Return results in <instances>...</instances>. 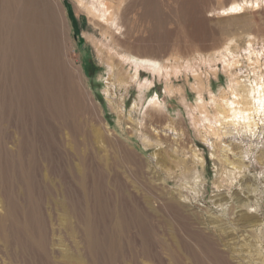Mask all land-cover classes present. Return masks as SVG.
<instances>
[{
	"label": "rangeland",
	"instance_id": "374dc122",
	"mask_svg": "<svg viewBox=\"0 0 264 264\" xmlns=\"http://www.w3.org/2000/svg\"><path fill=\"white\" fill-rule=\"evenodd\" d=\"M59 1L51 21L44 0H0V264H154V254L166 264H264V114L247 128L224 116L208 124L197 108L201 98L215 118L210 95L227 90L229 72L246 89L262 73L264 90V0ZM130 2L116 28L130 41L126 50L87 8L115 29V18L102 16L106 7ZM228 62L235 64L225 68ZM114 71L123 72L122 82L112 81ZM194 74L204 83L200 92ZM154 97L162 108L156 120L147 109ZM207 124L219 125V137ZM119 154L125 165L113 161ZM77 161L81 181L70 170ZM43 180L70 205L85 199L90 240L71 233L62 208L30 203L46 192ZM18 197L26 199L23 208ZM241 203L253 214L249 221L235 209ZM242 221L256 225L242 228ZM42 228L53 263L40 254ZM180 243L190 253L176 251Z\"/></svg>",
	"mask_w": 264,
	"mask_h": 264
},
{
	"label": "bare ground",
	"instance_id": "6f19581e",
	"mask_svg": "<svg viewBox=\"0 0 264 264\" xmlns=\"http://www.w3.org/2000/svg\"><path fill=\"white\" fill-rule=\"evenodd\" d=\"M45 2H46V5H47V7H48V9H47V15L49 16V18H50V20L51 19H54V18H52L53 16H51V12H52V10L54 9V10H57V11H60V13H61V10H62V5H61V3H60V1L59 0H44ZM97 2H98V4L101 6V3L98 1V0H96ZM126 0H121V2L122 3H124ZM79 4H82V3H79ZM83 5V4H82ZM110 7H111V9L110 8H108V7H106V9H105V12H106V14L105 15H102L103 16V18H105V19H113V17L115 18V19H113V25L115 26V29H112V28H110L109 26H106V24L105 25H103V24H101V22L100 21H98V20H96V17H98L99 15H100V13H99V11L98 10H95L92 6H90V7H88L87 8V10H88V13H89V15L91 16V19H93L94 20V22H95V24H97L98 26H100V28L103 30V32L105 33V35H107V36H109V37H111L112 38V40H113V42H115V44H117L118 46H120V47H124L126 50H131V45H130V41H129V39H128V37H126V38H122V37H120L118 34V32H117V30H116V28L117 27H119V26H123V24L126 22V16L132 11V7H133V3L132 2H130L129 4H127V6L126 7H123V8H119V6H113V5H110ZM138 12V11H137ZM137 12H135V14L134 15H136V13ZM138 16H139V18H142V13H140V12H138ZM52 21V20H51ZM49 23H52L51 25H53V22H49ZM55 23V22H54ZM121 26V27H122ZM131 27H133V26H130V28ZM54 31V30H53ZM126 31V30H125ZM56 32V31H55ZM31 33H32V31H31ZM30 33V34H31ZM126 33V32H125ZM24 34V33H23ZM51 34V33H50ZM59 34V33H58ZM28 35V34H27ZM49 35V34H48ZM53 35V34H52ZM128 36V35H127ZM29 37V36H28ZM59 38V37H58ZM22 40H23V37H22ZM133 41V40H132ZM25 42V41H24ZM152 44V43H151ZM147 46V45H146ZM67 47V46H66ZM68 49V48H67ZM235 63H226L225 65H226V67L225 68H229V66H231V65H234ZM111 66H113V64L111 65ZM110 66V67H111ZM61 69V68H60ZM77 71V70H76ZM78 72V71H77ZM115 72V73H114ZM113 72V76H112V74H111V76H112V78H113V82L115 81H118L119 83L120 82H122L123 81V79H122V75L121 74H123V72L122 73H119V72H116V71H114ZM228 74H230L229 76H231V75H233L232 77H229V86H228V88H227V90L226 89H224L223 91H221L220 93H219V95L218 96H211L210 95V97H211V108L213 109V112L215 113V118L213 119V118H211V116H210V112H209V110H208V104H206L205 102H204V100H202L201 98L199 99V101L197 102V108L199 109V111H200V113H201V118L203 119V120H205L208 124L210 123H215L216 121L217 122H219L218 121V117H222V116H224L225 118H227V119H230V123H234L235 124V122H241V123H243L244 125H246V127L248 128V126L249 127H253V126H257L258 124H259V120H261L260 119V116L261 115H263L264 114V97H263V93H264V90H263V88H262V83H261V74L262 73H260V74H258V75H254V77H255V79H254V81H253V83H251L250 84V89H246V87L244 86V84H243V81H241V80H239V78H238V76H237V74L236 73H234V72H229ZM257 74V73H256ZM76 75V74H75ZM195 75V78H196V86H194V88H196L199 92L203 89V86H204V83H203V81L201 80V78H200V76L199 75H197V74H194ZM128 76V75H127ZM253 77V78H254ZM129 79L131 80V81H135L136 80V74H133L132 76H129ZM66 80V79H65ZM64 80V81H65ZM65 82H69V81H65ZM146 83V82H145ZM151 83V82H150ZM245 83V82H244ZM69 84V83H68ZM70 84H72V83H70ZM69 84V85H70ZM66 85V84H65ZM248 85V84H247ZM246 85V86H247ZM69 87V86H68ZM248 88H249V86H247ZM72 92H73V90H72ZM69 93H71L70 91H69ZM72 95V94H71ZM70 95V96H71ZM73 96H74V93H73ZM72 96V97H73ZM79 104V103H78ZM75 105H76V103H75ZM74 105V106H75ZM73 106V107H74ZM81 106V105H80ZM75 108H77L76 106H75ZM74 108V109H75ZM80 108V107H79ZM72 109V108H71ZM147 109H150V110H152L153 111V115H155V120H156V114L155 113H157V112H161L162 111V108H161V105H160V103H159V101H158V98H156V97H154V98H152L151 100H150V103H149V106H148V108ZM76 110V109H75ZM81 110V109H80ZM84 111V110H83ZM149 112V111H148ZM151 112V111H150ZM150 114V113H149ZM152 114H150V115H152ZM212 114V113H211ZM95 115V114H94ZM256 116H258V118H257V120L255 119V117ZM73 117H75V116H73ZM87 117H89V116H87ZM224 117H222V118H224ZM221 119V118H220ZM208 120V121H207ZM221 121H223L222 119H221ZM226 121V120H225ZM236 123V124H237ZM197 124V123H196ZM207 124V125H208ZM219 124H220V122H219ZM228 124V123H227ZM83 125V124H82ZM103 125V124H102ZM239 125H240V123H239ZM168 126V125H167ZM209 126V128H210V130L209 131H211L210 133L211 134H213L214 136H218L219 137V135H220V127H219V125H216V127H213V126H211V125H208ZM218 126V127H217ZM235 126V125H234ZM103 127H105V126H103ZM251 129V128H250ZM156 130V129H155ZM26 138V137H25ZM218 140V139H217ZM216 140V141H217ZM18 142V141H17ZM22 142H25L24 140L22 141ZM68 143V142H67ZM211 143H212V141H211ZM150 144V143H149ZM215 144H216V142H215ZM215 144L214 143H212L211 145L213 146H215ZM25 146V145H24ZM66 146V148H68L67 147V145H65ZM15 147V146H14ZM215 148H216V146H215ZM218 148V147H217ZM30 149V148H29ZM28 149V150H29ZM31 150V149H30ZM67 150H69V153L71 154V155H73L74 156V158L75 159H77V160H80L79 159V157H78V153L76 152V150H75V148H73L72 146H70L69 145V148L67 149ZM71 151V152H70ZM19 152V151H18ZM26 152V151H25ZM14 153V152H13ZM77 153V154H76ZM114 153V152H113ZM17 155V154H16ZM22 155V154H21ZM32 155H33V152H32ZM31 155V156H32ZM196 155V154H195ZM263 155V154H262ZM23 156V155H22ZM28 156V155H27ZM67 156H69L68 154H67ZM18 157V156H17ZM20 157V156H19ZM81 157H83L82 155H81ZM80 157V158H81ZM33 158V157H32ZM121 158H123V157H121L120 156V154L119 155H117V157H114V162L115 163H118V164H120V163H122V164H126V157L125 158H123L124 160L123 161H119L118 159H121ZM198 158V157H197ZM229 158V157H228ZM262 158H263V156H262ZM19 159V158H18ZM22 159H24V158H22ZM38 159H39V157H38ZM29 161V160H28ZM76 161V160H75ZM74 161V162H75ZM35 162H37V160L35 161ZM73 162V161H72ZM78 162V164L76 165V166H71V168H70V170H71V172L75 175V177H77L76 179H78V181H81L80 179L82 178V177H84V176H82V163L81 164H79V161H77ZM262 162V161H261ZM29 163V162H28ZM76 163V162H75ZM84 163V162H83ZM129 163V162H128ZM72 164V163H71ZM31 165V164H30ZM81 165V166H80ZM85 165V164H84ZM27 166V165H26ZM29 166V165H28ZM28 166H27V168H28ZM31 167V166H30ZM35 167V166H34ZM39 167H37V169H38ZM88 168V167H87ZM35 169V168H34ZM39 170V169H38ZM33 171V170H32ZM35 171V170H34ZM84 171V170H83ZM28 172V171H27ZM113 174V173H112ZM111 174V175H112ZM231 174V173H230ZM31 175V174H30ZM34 175H35V172H34ZM26 177H28L27 175H25ZM30 178V177H29ZM33 178V177H32ZM34 178H36V176H34ZM39 178V177H38ZM22 179V178H21ZM26 179V178H25ZM28 179V178H27ZM41 179V178H40ZM63 178H61L60 180H62ZM88 179V178H87ZM90 179V178H89ZM115 180H116V182H120V179L119 178H114ZM18 180V179H17ZM16 180V181H17ZM20 180V179H19ZM23 180V179H22ZM21 180V181H22ZM30 180V179H29ZM101 180V179H100ZM111 180H113V178L111 177ZM20 181V183L22 184V182ZM26 181V183L28 182V180H25ZM38 181V180H37ZM63 181V180H62ZM89 181V180H88ZM110 181V180H109ZM108 181V182H109ZM40 183H42L41 181H39ZM57 182V181H56ZM86 182V181H85ZM122 182V181H121ZM120 182V183H121ZM33 183V182H32ZM37 183V182H36ZM59 183V182H58ZM65 183V182H64ZM64 183L62 184L63 185V187H64V190L66 191V187L64 186ZM88 183V182H87ZM18 184V183H17ZM28 184V183H27ZM34 184V183H33ZM67 184V183H66ZM86 184V183H85ZM84 184V185H85ZM96 184V183H95ZM29 185V184H28ZM42 185V188H43V190H45L46 189V192H44V194L42 195V196H39V194L37 195V197L36 198H34V200L32 199V201L30 202V203H32L33 201H37L38 200V205L36 206L35 204H33L34 206H36L35 207V209L38 207V209H40L39 207H41L42 206V208H44V204H46V203H49L51 206H53V207H57V208H62L63 210H64V212L66 213V216L68 217L67 218V223H68V225H69V227L68 228H70V231H71V233H75V234H78V237H80V240H84V242H85V238L87 237V238H89L90 237V233H91V230H92V227H94V225L92 226V225H89V224H87V221H88V219H87V214L84 216L83 214H82V210H84L83 209V206H84V202L86 203V201H85V199H82V197H79L78 196V198L77 197H75L76 198V200H75V202H74V204H72V205H70L71 203H70V201H67L66 200V197H65V199L63 198V197H60L59 195H54L56 192L57 193H59V192H61V189H60V187L58 188L57 187V185L56 184H53V182L52 181H49V180H47V182H45V180H43V183L41 184ZM83 185V186H84ZM87 185V184H86ZM16 186V185H15ZM19 186V185H18ZM22 186V185H21ZM27 186V185H26ZM34 186V185H33ZM32 186V187H33ZM38 186V185H37ZM59 186H61V185H59ZM7 187V186H6ZM110 187V186H109ZM11 188H12V186H11ZM19 187H17V189H18ZM35 188V187H34ZM57 188V189H56ZM87 188V187H86ZM115 188V187H114ZM10 189V188H9ZM20 189H22V187H20ZM23 189H24V187H23ZM27 189V188H26ZM28 189H29V187H28ZM98 189V188H97ZM105 189V188H104ZM11 190V189H10ZM14 190V189H13ZM82 190H84V188H82ZM5 191H6V189H5ZM5 191H4V193H5ZM18 191V190H17ZM37 191V190H36ZM40 191V190H39ZM42 191V190H41ZM40 191V192H41ZM63 191V190H62ZM110 191V190H109ZM26 192H29L28 190H26ZM30 192H32V191H30ZM29 192V193H30ZM67 192V191H66ZM82 192H84V191H82ZM21 193V192H20ZM39 193V192H38ZM95 193H97V192H95ZM109 193V192H108ZM114 193V192H113ZM18 194V193H17ZM80 194V193H79ZM110 194V193H109ZM7 195V194H6ZM5 195V196H6ZM19 195V194H18ZM22 195H23V193H22ZM26 195V194H25ZM36 195V194H35ZM86 195V194H85ZM107 195V194H106ZM28 196V195H27ZM59 196V197H58ZM134 195H130V197L132 198ZM21 197V196H20ZM23 197H25V196H23ZM58 197V198H57ZM111 197V196H110ZM115 197V196H114ZM28 198H30V196L28 197ZM27 198V199H28ZM69 198V197H68ZM84 198V197H83ZM111 199V198H110ZM110 199H108V200H110ZM14 200V199H13ZM25 200L26 199H24V198H19L18 197V199H16V202H17V204L19 203L20 204V207H21V205H22V208L24 207L23 206V204L25 203ZM72 200V199H71ZM74 200V199H73ZM84 200V201H83ZM111 200H113V198L111 199ZM132 200V199H131ZM240 201V200H239ZM12 202V201H11ZM15 202V203H16ZM110 202V201H109ZM112 202V201H111ZM114 202H115V198H114ZM136 202V201H135ZM26 203H27V201H26ZM141 203H142V201H141ZM14 204V203H13ZM108 204V203H107ZM132 204V203H131ZM26 205H29V203H27ZM31 205V204H30ZM109 205H111V204H109ZM129 205V204H128ZM243 205H245L244 203H241L240 205H239V207L238 206H235V209L237 210V212H241L239 215H244L243 216V220H245V219H247V218H249V217H253V214H248L249 212H247L244 208H242L243 207ZM15 206V205H14ZM70 206H73V208L71 209V208H69ZM103 206V205H102ZM133 206V205H132ZM138 206H139V208L141 209V211L143 212L145 209H146V205H145V203H142V204H138ZM13 207V206H12ZM12 207H11V210H12ZM16 207V206H15ZM19 206H17L16 207V209L18 208ZM33 206H31V208H32ZM86 207V206H85ZM104 207H105V205H104ZM113 207V206H112ZM26 208V207H25ZM30 208V207H29ZM118 208H119V206H118ZM138 208V207H137ZM16 209L14 210V212L16 211ZM33 209V208H32ZM100 209V208H99ZM22 210V209H21ZM26 210H27V208H26ZM123 210V209H122ZM137 210V209H136ZM34 211V210H33ZM32 211V212H33ZM41 211H43V210H41ZM86 211V210H85ZM84 211V214L86 213ZM112 211H113V209H112ZM126 211H128V210H126ZM175 211V210H174ZM35 212V211H34ZM36 212H37V210H36ZM35 212V213H36ZM40 212V211H39ZM16 213V212H15ZM14 213V214H15ZM123 213V212H122ZM139 213H141V212H139ZM170 213V212H169ZM173 213V212H172ZM171 213V214H172ZM17 214V213H16ZM73 214H74V216H73ZM105 214V213H104ZM110 214V213H109ZM115 214V213H114ZM125 214V213H124ZM123 214V215H124ZM40 215H41V213H40ZM43 215H45V214H43L42 213V216ZM112 215V214H111ZM116 215V214H115ZM129 215V214H128ZM173 216H174V214H172ZM245 215H247V216H245ZM73 216V218L75 219L74 221H75V223H76V226H71V224H70V221H69V218H71ZM132 216V215H131ZM141 216L143 217V214L141 213ZM47 217V216H46ZM91 217V216H90ZM112 217V216H111ZM121 216H119V218H120ZM122 218H123V216H122ZM141 218V217H140ZM86 219H87V221H86ZM103 219V218H102ZM113 219V218H112ZM151 219V218H150ZM155 219V218H154ZM40 221H42L43 220V218H41V219H39ZM38 220V221H39ZM45 220H46V222L48 223L49 222V218H45ZM127 220V219H126ZM142 220H144V219H142ZM12 221V220H11ZM85 221H86V223H85ZM103 221V220H102ZM119 221H120V219H119ZM128 221V220H127ZM157 221H159V220H157ZM247 221H249L248 219H247ZM45 222V224H47ZM89 222H91V221H89ZM114 222H116V221H114ZM122 222V221H121ZM136 222V221H135ZM43 223V222H42ZM92 223H93V221H92ZM117 223V222H116ZM84 224H86V225H84ZM94 224V223H93ZM96 224V223H95ZM103 224V223H102ZM123 224V223H122ZM129 224V223H128ZM240 224H242L241 225V227L242 228H248V227H251V226H253V225H256V224H251V221L250 222H245V221H242ZM81 225V226H80ZM105 225H106V223H105ZM104 225V226H105ZM125 225V224H124ZM47 226V225H46ZM45 226V227H46ZM92 226V227H91ZM117 226H120V225H117ZM126 226V225H125ZM129 226H130V224H129ZM133 226H134V223H133ZM136 226V225H135ZM134 226V227H135ZM155 226V225H154ZM43 227V226H42ZM44 227V228H45ZM90 227H91V230H90ZM96 228H97V226H96ZM118 228V227H117ZM126 228V227H125ZM129 228V227H128ZM137 228V227H136ZM148 228L151 230V228H152V226H151V228H150V226H148ZM43 229V228H42ZM98 229V228H97ZM111 229V228H110ZM120 229V228H119ZM118 229V230H119ZM131 229H132V226H131ZM139 229V228H138ZM180 229H181V227H180ZM47 230V229H46ZM95 230V229H94ZM94 230H93V232H94ZM147 230V229H146ZM186 230V229H185ZM98 230H96V232H97ZM138 231V230H137ZM152 231V230H151ZM153 231H155L154 229H153ZM177 231V230H176ZM96 232H94L95 233V235H96V238H97V234H96ZM131 232V231H130ZM178 232L179 231H177V234H178ZM181 232V231H180ZM185 232V231H184ZM191 232V231H190ZM156 233V232H155ZM152 234V235H156V234ZM43 240L42 241H44L45 240V242H43L42 243V250H40V254H42L46 259L49 257V258H51V260H49L50 261V263H53L52 261L54 260V253L53 252H51V249H50V247L48 246V241H47V238H49L50 236H48L49 234H48V232L47 231H45V229H43ZM147 234V233H146ZM151 234V233H150ZM149 234V235H150ZM158 235H160L159 233H157ZM185 234H187V233H185ZM192 234V233H191ZM92 235V234H91ZM99 235V234H98ZM133 235V234H132ZM134 235H135V233H134ZM157 235V236H158ZM162 235H163V233H162ZM179 235V234H178ZM193 235V234H192ZM156 236V237H157ZM161 236V235H160ZM160 236H158V237H160ZM164 236V235H163ZM187 236V235H186ZM74 237H75V235H74ZM92 237H94V236H92ZM149 237V236H148ZM234 238V237H233ZM40 239H42V237L40 238ZM95 239V238H94ZM93 239V241L94 242H96L95 240ZM151 239V238H150ZM153 239V238H152ZM152 239H151V241H152ZM89 240H90V238H89ZM92 240V239H91ZM98 240V239H97ZM147 240H148V238H147ZM50 241V240H49ZM135 241V240H134ZM149 242H150V240H148ZM153 241H155V240H153ZM152 241V242H153ZM158 241V240H157ZM183 241V240H182ZM201 241H203V240H201ZM233 241V240H232ZM20 242V241H19ZM18 242V243H19ZM23 242V241H22ZM21 242V243H22ZM151 242V243H152ZM204 242V241H203ZM135 243V242H134ZM185 243V242H184ZM87 244H89V242H87ZM153 244L154 243H152V246L151 247H153ZM161 244V243H160ZM162 244H163V242H162ZM12 245V244H11ZM119 245V244H118ZM204 245H206V244H204ZM21 246V245H20ZM23 246V245H22ZM150 245H148L147 247H149ZM186 246H187V244H186ZM89 247H92L90 244H89ZM88 247V248H89ZM156 247V246H155ZM167 248H169L168 246H166ZM165 247V248H166ZM188 247V246H187ZM187 247H185V246H182V244L180 243V245L178 246V247H176L175 249H176V251L177 250H179V251H184V252H189V250L188 249H186ZM190 247V246H189ZM200 247H202V246H200ZM211 247V246H210ZM232 247V246H231ZM20 248V247H19ZM24 248V247H23ZM98 248V247H97ZM212 248V247H211ZM26 250H27V248H25ZM99 249V248H98ZM149 249V248H148ZM150 249H154V247L153 248H150ZM171 249V248H170ZM181 249V250H180ZM201 249V248H200ZM17 250V249H16ZM21 250V249H20ZM26 250H24V251H26ZM30 250V249H29ZM29 250H27L28 252H29ZM88 250H90V248L88 249ZM92 250V249H91ZM100 250V249H99ZM209 250H210V248H209ZM212 250V249H211ZM210 250V251H211ZM26 251V252H27ZM42 251V252H41ZM117 251V250H116ZM125 251V250H124ZM151 251V250H150ZM168 251V250H167ZM176 251H174L175 253H176ZM192 251V250H191ZM31 252V251H30ZM29 252V253H30ZM91 252V251H90ZM148 252H149V250H148ZM147 252V253H148ZM151 252H153V251H151ZM155 252V251H154ZM158 252V251H157ZM169 253V257L170 258H173V257H176V256H174L173 254L172 255H170L171 253V251H168ZM173 252V251H172ZM201 252H202V249H201ZM31 253H33V251L31 252ZM39 253V252H38ZM190 253V252H189ZM214 253V252H213ZM28 254V253H27ZM135 254V253H134ZM150 255H151V253H149ZM203 254V253H202ZM217 254V253H216ZM36 255V254H35ZM149 255V256H150ZM32 256V255H31ZM132 256V255H131ZM130 256V257H131ZM148 256V255H147ZM151 256H153V255H151ZM173 256V257H172ZM203 256V255H202ZM206 256V255H205ZM217 256V255H216ZM91 257V256H90ZM135 257V256H134ZM154 257H155V263L154 264H166V262H165V260L162 258V257H157L156 258V255L154 254ZM178 257L179 258H181L179 255H178ZM218 257V256H217ZM192 258V257H191ZM208 258V257H207ZM206 258V259H207ZM212 258H213V256H212ZM25 259H27V258H25ZM35 259V258H34ZM209 259V258H208ZM207 259V260H208ZM217 258H215V262L217 261L216 260ZM229 259V258H228ZM177 260V259H176ZM28 261V260H27ZM130 261H132V260H130ZM151 261V260H150ZM205 261V260H204ZM211 261H213V260H211ZM29 262H30V260H29ZM136 262V261H135ZM173 262V261H172ZM198 263H199V261H197ZM214 262V261H213ZM218 262V261H217ZM24 263V262H23ZM32 263V262H31ZM138 263H139V261H138ZM196 263V262H195ZM222 263V262H221ZM95 264V263H94ZM137 264V263H136ZM190 264V263H189ZM191 264H192V262H191ZM200 264V263H199ZM210 264H212V263H210ZM223 264V263H222ZM225 264V263H224ZM228 264V263H227Z\"/></svg>",
	"mask_w": 264,
	"mask_h": 264
}]
</instances>
